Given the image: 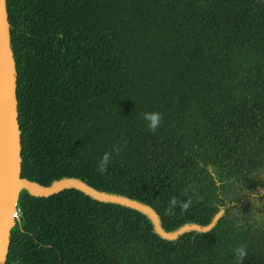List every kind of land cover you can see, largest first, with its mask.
Returning <instances> with one entry per match:
<instances>
[{"label":"trees","instance_id":"obj_1","mask_svg":"<svg viewBox=\"0 0 264 264\" xmlns=\"http://www.w3.org/2000/svg\"><path fill=\"white\" fill-rule=\"evenodd\" d=\"M7 8L23 178H80L152 206L168 231L207 225L225 204L208 167L264 195V0ZM153 111L154 131L143 118ZM19 208L6 264H264V243L244 245L230 208L174 241L141 212L75 189L24 193Z\"/></svg>","mask_w":264,"mask_h":264},{"label":"water","instance_id":"obj_2","mask_svg":"<svg viewBox=\"0 0 264 264\" xmlns=\"http://www.w3.org/2000/svg\"><path fill=\"white\" fill-rule=\"evenodd\" d=\"M17 79L7 0H0V264L7 263L12 231L18 226L14 215L20 207L24 193L33 197L47 198L64 190H78L93 200L116 203L141 212L149 218L153 231L160 238L168 241L177 240L191 231L207 233L224 215L225 210L222 208L207 225L185 223L175 230L168 231L152 206L122 194L99 191L80 178L63 177L54 180L48 186L23 178Z\"/></svg>","mask_w":264,"mask_h":264},{"label":"flooded vegetation","instance_id":"obj_3","mask_svg":"<svg viewBox=\"0 0 264 264\" xmlns=\"http://www.w3.org/2000/svg\"><path fill=\"white\" fill-rule=\"evenodd\" d=\"M212 179L216 184V191L220 200L225 203L220 206L224 208V213L228 208L230 218L236 226L240 227L242 242L246 247L257 246L264 243V195L256 193L254 190L247 189L241 182L231 179L227 172L222 168L216 170L208 167ZM212 169L214 171H212ZM264 178L263 174H260ZM262 185H257L254 180L250 182L248 188L252 185L258 186L259 193H264V180L260 181ZM233 194V196H229ZM228 203V205H227Z\"/></svg>","mask_w":264,"mask_h":264},{"label":"clouds","instance_id":"obj_4","mask_svg":"<svg viewBox=\"0 0 264 264\" xmlns=\"http://www.w3.org/2000/svg\"><path fill=\"white\" fill-rule=\"evenodd\" d=\"M143 118L146 121L147 127L149 130L154 131L161 122V114L159 112H145L143 114ZM107 158V154L105 156V159ZM237 257L242 258L245 255V251L243 248H239L236 250Z\"/></svg>","mask_w":264,"mask_h":264},{"label":"built area","instance_id":"obj_5","mask_svg":"<svg viewBox=\"0 0 264 264\" xmlns=\"http://www.w3.org/2000/svg\"><path fill=\"white\" fill-rule=\"evenodd\" d=\"M20 217H21V212H20V208H18L16 214L14 215V218L16 221H20Z\"/></svg>","mask_w":264,"mask_h":264}]
</instances>
